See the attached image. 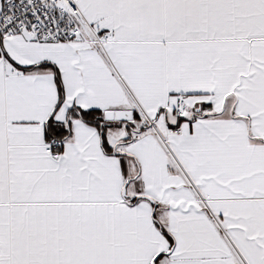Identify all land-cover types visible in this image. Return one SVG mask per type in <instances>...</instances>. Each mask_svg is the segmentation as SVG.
I'll return each mask as SVG.
<instances>
[{
  "label": "snow or ice",
  "instance_id": "1",
  "mask_svg": "<svg viewBox=\"0 0 264 264\" xmlns=\"http://www.w3.org/2000/svg\"><path fill=\"white\" fill-rule=\"evenodd\" d=\"M0 264H264V0H0Z\"/></svg>",
  "mask_w": 264,
  "mask_h": 264
}]
</instances>
